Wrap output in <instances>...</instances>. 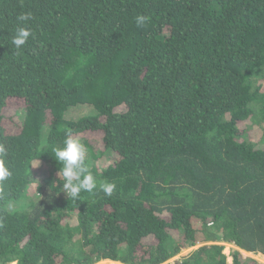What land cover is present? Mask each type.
<instances>
[{"label":"trees","instance_id":"16d2710c","mask_svg":"<svg viewBox=\"0 0 264 264\" xmlns=\"http://www.w3.org/2000/svg\"><path fill=\"white\" fill-rule=\"evenodd\" d=\"M68 129L97 181L77 200L53 152ZM0 143L1 264L264 255V0H0Z\"/></svg>","mask_w":264,"mask_h":264},{"label":"clouds","instance_id":"9594fccd","mask_svg":"<svg viewBox=\"0 0 264 264\" xmlns=\"http://www.w3.org/2000/svg\"><path fill=\"white\" fill-rule=\"evenodd\" d=\"M17 19L27 24L34 17L31 12H22ZM149 19L150 17L145 15H138L135 17V23L137 27H142ZM33 35L34 33L30 27H18L12 43L19 50ZM53 152L54 159L62 165L58 170V177L59 181L63 179L61 188L67 196H71L74 200H77L82 191L94 192L97 188V181L86 161L87 149L80 140L72 136L71 129H68L66 132L63 146L53 149ZM7 164V149L3 143H0V186L12 176V172ZM99 188L105 195L110 197L116 185L115 183L101 182Z\"/></svg>","mask_w":264,"mask_h":264},{"label":"rangeland","instance_id":"374dc122","mask_svg":"<svg viewBox=\"0 0 264 264\" xmlns=\"http://www.w3.org/2000/svg\"><path fill=\"white\" fill-rule=\"evenodd\" d=\"M86 114H94V108L90 105H80L75 109H71V111L69 112V116L72 118H78L82 115H86ZM97 137V134H94V140ZM115 160H113V158H109V156H105L103 160L99 161V167L101 168H105L107 165L112 164ZM37 187H39V185H33L31 190H37ZM21 203H16V204H11V206L9 207L11 210L16 209V206H19ZM207 243H211V242H207ZM201 244H205V243H199L197 246L194 247H190V248H185L183 249L180 253H178L177 255H175L174 257H172L171 259H169L167 262L163 263V264H180L184 261V257H187L192 251L193 249H195L196 247H198ZM224 246V253L227 255L228 257V263L232 264L233 263V253H235V251H240L242 253V255L244 257H250L255 259L256 261H258V263L260 264H264V256L260 255L259 253H252L249 251H245L242 249H239L236 245H234L233 243H228V242H223V243H218ZM259 254V255H258ZM263 254V253H261ZM1 264V263H0ZM10 264H17V262H12ZM96 264H125L122 263L120 261H115V260H110V259H104L101 260L99 262H97Z\"/></svg>","mask_w":264,"mask_h":264},{"label":"bare ground","instance_id":"6f19581e","mask_svg":"<svg viewBox=\"0 0 264 264\" xmlns=\"http://www.w3.org/2000/svg\"><path fill=\"white\" fill-rule=\"evenodd\" d=\"M252 253H253V252H252ZM259 254H260V255H262V256H264V255H263V254H261V253H259ZM259 254H258V255H259Z\"/></svg>","mask_w":264,"mask_h":264}]
</instances>
